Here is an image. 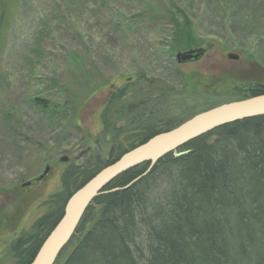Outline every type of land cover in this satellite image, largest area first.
I'll return each instance as SVG.
<instances>
[{
    "label": "rangeland",
    "instance_id": "rangeland-1",
    "mask_svg": "<svg viewBox=\"0 0 264 264\" xmlns=\"http://www.w3.org/2000/svg\"><path fill=\"white\" fill-rule=\"evenodd\" d=\"M173 1L187 10L200 46L212 45L203 59L177 61L184 50L171 48L170 0H0V264L17 263L12 243L46 214L69 166L110 158L112 137L103 134L101 115L112 89L125 91L109 114L124 129V147L140 132L129 109L163 127L250 97L224 81L198 89L195 79L233 84L229 70L238 67L227 58L233 51L264 67V15L261 30L256 24L234 29L232 2L244 7L246 0ZM36 98L48 100V108ZM47 165L44 196L26 206L31 187L22 184ZM19 205L26 212L6 228Z\"/></svg>",
    "mask_w": 264,
    "mask_h": 264
},
{
    "label": "trees",
    "instance_id": "trees-1",
    "mask_svg": "<svg viewBox=\"0 0 264 264\" xmlns=\"http://www.w3.org/2000/svg\"><path fill=\"white\" fill-rule=\"evenodd\" d=\"M224 2L228 0H217ZM246 2L244 7L232 2L231 27L256 24L261 30L264 2ZM165 8V17L175 26L171 48L200 46L187 10L173 0ZM263 93L264 86L249 96ZM124 95V90L117 92L101 115L103 134L112 137L110 158L67 168L63 190L48 202V212L12 243L16 264H31L68 199L96 173L184 122L158 127L156 118L129 109L140 132L124 147L119 139L124 129L109 119L111 106ZM35 101L48 108V100ZM177 152L109 183L88 207L56 264H264V115L221 126Z\"/></svg>",
    "mask_w": 264,
    "mask_h": 264
},
{
    "label": "water",
    "instance_id": "water-1",
    "mask_svg": "<svg viewBox=\"0 0 264 264\" xmlns=\"http://www.w3.org/2000/svg\"><path fill=\"white\" fill-rule=\"evenodd\" d=\"M203 54V48L189 49L178 52L176 58L179 63H184L197 60ZM263 115L264 93L225 102L199 112L176 127L129 150L115 162L102 168L72 194L66 203L63 216L46 237L31 264H56L75 235L88 207L119 175L145 162H150L152 168L165 155L177 152L186 143L221 126ZM67 160L66 156L62 158V161ZM30 184L31 182H25L23 186Z\"/></svg>",
    "mask_w": 264,
    "mask_h": 264
},
{
    "label": "flooded vegetation",
    "instance_id": "flooded-vegetation-1",
    "mask_svg": "<svg viewBox=\"0 0 264 264\" xmlns=\"http://www.w3.org/2000/svg\"><path fill=\"white\" fill-rule=\"evenodd\" d=\"M195 48H203L204 49V54L202 55L201 58L199 59H203L205 56H207V54L209 53L210 49L212 48V45L208 42L205 46H198ZM227 58L229 61L231 62H236L235 64L237 65L236 69L229 70V74L234 78V83L230 84L228 81L226 80H222L220 78H209V77H201L200 75H196V79L195 82L197 83L196 86L198 89H200L201 85H205V86H211V85H215L218 82H222L224 81V83H226V87H232L235 90H248L251 91L252 89H260L262 86H264V67H258L256 65H253L252 63H250L249 60L246 59V57L244 56V60L242 61V55L233 52H228L227 53ZM198 60V59H197ZM258 68V69H256ZM208 83V84H206ZM229 85V86H228ZM120 90H124V87H116L114 89L111 90V94H110V99H113L117 92H119ZM45 171L47 173H45ZM45 171L40 174L37 175L35 177H33V179H31V184L28 185L27 187H31L30 189V197L26 191H25V200L24 203L26 204V206H29V204H31V202H33L34 200L37 201V199L43 197L44 195L42 194V190L44 189V183L48 177L50 176V171H51V167L47 165ZM25 188V187H24ZM17 194L20 195V192L17 191ZM27 194V195H26ZM51 200V198H50ZM49 200V201H50ZM26 207H21L20 205L17 207L16 212L14 213V219H7L6 221V228H10V226L13 224L15 225L16 222H19L18 216H20V218L24 215V213L26 212ZM48 212V211H47ZM46 212V213H47ZM45 215V214H44ZM43 215V216H44ZM8 217V216H7Z\"/></svg>",
    "mask_w": 264,
    "mask_h": 264
}]
</instances>
